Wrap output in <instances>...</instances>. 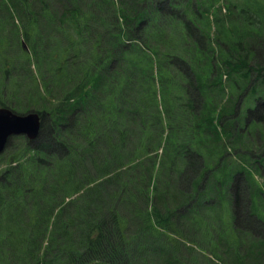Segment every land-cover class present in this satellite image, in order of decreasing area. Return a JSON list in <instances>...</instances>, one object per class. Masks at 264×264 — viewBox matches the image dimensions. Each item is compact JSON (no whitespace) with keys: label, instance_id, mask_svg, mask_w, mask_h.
I'll return each mask as SVG.
<instances>
[{"label":"trees","instance_id":"1","mask_svg":"<svg viewBox=\"0 0 264 264\" xmlns=\"http://www.w3.org/2000/svg\"><path fill=\"white\" fill-rule=\"evenodd\" d=\"M225 4L0 0L17 35L0 42V106L41 120L0 152V264H264L254 172L229 169L223 192L212 174L255 157L245 124L264 134V0ZM218 196L261 245L195 248L182 218Z\"/></svg>","mask_w":264,"mask_h":264},{"label":"rangeland","instance_id":"2","mask_svg":"<svg viewBox=\"0 0 264 264\" xmlns=\"http://www.w3.org/2000/svg\"><path fill=\"white\" fill-rule=\"evenodd\" d=\"M226 1L227 0H221L223 5L225 4ZM11 8L10 7L8 8L5 7V9L0 8V12L2 11L3 15L7 14L8 20H9L8 22L7 19L4 17V19L6 20L3 19L0 21V24L6 23V25H4L5 27H3V24L0 25V28L4 29V31L0 33V34L4 33V35H2L0 38V42L3 41L4 37H6L9 39L10 42H12V45H15L17 35L14 32L15 28L14 27L12 28L13 19L11 17L9 18ZM260 125L261 124L247 123V125L245 124V128H241V130H243L241 133V136H246L245 132L247 128H248V131L253 129V131L255 132V137L257 135L256 145H258V148L260 149L258 148L254 149L255 157L250 158L247 154H244V156H242L243 153L239 152L238 157H235L234 161H239L240 163L238 162L237 164L234 163L233 165H231V161L229 160V158H233V157H230L231 156L230 154L229 156H227L228 159H226L224 163L220 162L218 165L214 167L212 171L214 178H218L221 175H223L221 182L218 183L219 189L221 188L220 189L221 192H223V188H224V185H222L224 177L229 176L228 170L231 168L235 169L236 167L240 168L242 165H243V169H242L243 174L244 175L248 174L249 170L250 172H254V178H255L256 183L264 190V186H263L264 178L262 179L259 178V177H264V170L259 171L262 166L264 167V156L261 155L262 151L264 152V143H263L264 141L262 140L263 141L262 142L260 140L261 137L263 139L264 134L262 135ZM258 134L260 136H258ZM194 142H196V140ZM186 145L191 146L192 145L191 141L188 142ZM261 145L263 147H260ZM181 147H182V144L180 143L177 149L180 150ZM201 150L204 151V147ZM214 155L218 156L217 152H214ZM250 166L252 168H250ZM239 182L240 181L238 180V187H239ZM239 194L242 196L240 202H243L242 204H245V205L239 206L238 208L240 209V211L247 212V209H248V206H246L247 202L249 201L250 204H253V203L251 202L250 199H247L248 196L245 193L244 189L243 191H240ZM263 196L264 195H261L262 200L261 199L259 200L258 198L256 199L254 204H256L257 206L249 207L250 209L249 211L250 213L254 214L257 217V219L264 222V208L259 205V204H261L262 206L264 205ZM246 212L244 213L243 216H240V218L235 219L233 216L234 212L228 209V204H225V199L222 196L221 197L218 196L216 199V203H215V209L214 208L212 209L209 203L208 205L204 204V206L199 209L194 207L191 213L184 214L185 216H183L182 222L184 223L186 234L190 238H192L197 243V245L200 246V247H195L198 251L204 253L202 249L212 251L211 249H214L215 247H218V248L228 247L232 250V252L235 253V252L241 251V245H261L260 242L257 241V237H254L253 239H251L250 237L251 232L244 230V216H248ZM189 215H193L194 221L193 220L190 221L189 218H187V216ZM248 217H250L251 219V216H248ZM176 237L181 238L182 235L178 234L176 235ZM188 243L190 242H187L186 244ZM251 249H255V247L251 246ZM215 253L219 255L217 252ZM207 255L212 259L211 261L213 263L216 262L218 264H226L218 260L216 256H213L210 253H208ZM251 263L253 262L250 259L246 258L245 264H251ZM200 264H210V263L206 259L202 258V260H200Z\"/></svg>","mask_w":264,"mask_h":264},{"label":"water","instance_id":"3","mask_svg":"<svg viewBox=\"0 0 264 264\" xmlns=\"http://www.w3.org/2000/svg\"><path fill=\"white\" fill-rule=\"evenodd\" d=\"M40 130V116L35 111L17 113L8 107H0V152L14 135L35 138Z\"/></svg>","mask_w":264,"mask_h":264}]
</instances>
